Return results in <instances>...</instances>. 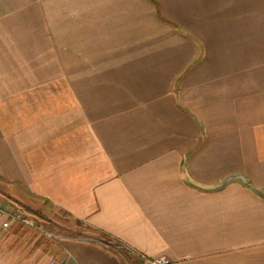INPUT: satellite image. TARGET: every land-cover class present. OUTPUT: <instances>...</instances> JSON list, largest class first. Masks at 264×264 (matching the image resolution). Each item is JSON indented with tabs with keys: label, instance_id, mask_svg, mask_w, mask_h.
<instances>
[{
	"label": "crops",
	"instance_id": "crops-1",
	"mask_svg": "<svg viewBox=\"0 0 264 264\" xmlns=\"http://www.w3.org/2000/svg\"><path fill=\"white\" fill-rule=\"evenodd\" d=\"M0 205V264H264V0H0Z\"/></svg>",
	"mask_w": 264,
	"mask_h": 264
},
{
	"label": "built area",
	"instance_id": "built-area-1",
	"mask_svg": "<svg viewBox=\"0 0 264 264\" xmlns=\"http://www.w3.org/2000/svg\"><path fill=\"white\" fill-rule=\"evenodd\" d=\"M0 219L4 220V225L7 226L13 221H18L24 225L30 227H37V221L26 215L23 211L15 210V211H7L0 205ZM140 259L139 264H168V260L165 257H157V258H150L144 254H138Z\"/></svg>",
	"mask_w": 264,
	"mask_h": 264
},
{
	"label": "rangeland",
	"instance_id": "rangeland-1",
	"mask_svg": "<svg viewBox=\"0 0 264 264\" xmlns=\"http://www.w3.org/2000/svg\"><path fill=\"white\" fill-rule=\"evenodd\" d=\"M57 214L55 215L54 219L61 225L64 226V229L61 230H57V228L55 227V225H48L47 226V230L50 232H58V233H64L66 232L65 230L67 228H75L76 224H74V221L71 220V218L69 216H67L65 213H63L62 211H58L56 212ZM36 220V219H35ZM37 221V220H36ZM37 224L40 225L41 223H39V221H37ZM62 229V228H61Z\"/></svg>",
	"mask_w": 264,
	"mask_h": 264
},
{
	"label": "trees",
	"instance_id": "trees-1",
	"mask_svg": "<svg viewBox=\"0 0 264 264\" xmlns=\"http://www.w3.org/2000/svg\"><path fill=\"white\" fill-rule=\"evenodd\" d=\"M157 12L160 14V12H159V9L157 8ZM81 230H90V228L89 227H87V226H85V225H81ZM78 234H79V236H81V235H83V234H85V233H83L82 231H78ZM88 237H86V239H87ZM88 239H90V238H88ZM94 240H98V241H100V242H103V243H106V244H111V240H110V237L108 236V235H106V234H104V233H98L97 234V237H95V239ZM120 252L123 254V255H126L127 254V252H126V250H124V249H122V248H120ZM139 262H140V259L138 260Z\"/></svg>",
	"mask_w": 264,
	"mask_h": 264
}]
</instances>
